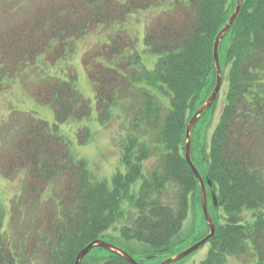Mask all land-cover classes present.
Here are the masks:
<instances>
[{
  "label": "trees",
  "instance_id": "obj_1",
  "mask_svg": "<svg viewBox=\"0 0 264 264\" xmlns=\"http://www.w3.org/2000/svg\"><path fill=\"white\" fill-rule=\"evenodd\" d=\"M12 5L6 7L11 11ZM235 5L236 0H34L0 27V91L23 75L55 120L50 125L24 113L9 144L12 154H0L4 178L26 172L6 222L0 214V264H74L83 247L103 237L137 242L153 261L175 253L189 209L202 206L200 185L185 158V131L215 86L213 44ZM142 11L152 13L142 47L155 57L152 68L141 61L136 36L127 28ZM91 33L105 39L82 55L97 118L106 124L119 115L121 126L115 144L123 170L112 174L110 184L95 180L58 132V125L91 113L73 68L64 77L44 66L71 57L76 40ZM218 56L223 103L206 152L192 162L205 183L215 227L198 264H248L246 257L264 264V0L242 1ZM157 93L169 97L168 106ZM77 138L89 140L86 125ZM205 226L201 237L209 233L206 220ZM107 250L102 264H132Z\"/></svg>",
  "mask_w": 264,
  "mask_h": 264
},
{
  "label": "rangeland",
  "instance_id": "obj_2",
  "mask_svg": "<svg viewBox=\"0 0 264 264\" xmlns=\"http://www.w3.org/2000/svg\"><path fill=\"white\" fill-rule=\"evenodd\" d=\"M33 2L34 0H0V27L9 25L14 19L22 16L23 13L29 10ZM10 4H13L11 11L8 7H6V5ZM151 15V12H139L132 20H130V24L127 27L128 30L136 36V48L140 51L141 61L147 68H152L155 59L154 56L145 53L142 49L144 25L147 22L146 20L150 18ZM104 34L106 35V32ZM103 35L101 33H91L84 38L77 39L76 48L71 57H62L63 59L58 60L55 64L45 63L44 66L45 70L49 74L61 75L64 77L66 75V70H72L73 68L76 74V88L84 98L90 101L91 113L85 119H70L68 122L58 125V132L69 139L71 153L75 157L85 160L94 179L107 180L110 184L112 174L119 168L123 170L119 162V149L115 144L116 141H119V136L116 135V133L119 132V128L121 127L119 126V115L113 116V118L106 124L99 122L96 114L93 86L87 78L85 68L82 64V55L84 50L94 49L99 43L105 41ZM107 35L110 36L111 33L107 32ZM23 79V75L18 76V78H15L11 82L7 83L0 91V154L3 153L4 150V153L7 152V154H12L9 144L13 141L18 129L21 126L22 120L24 119V113H31L35 117L47 121L50 125H53L55 121L51 106L48 104L38 103L29 92L30 83L27 84V82L23 81ZM222 84L223 83H221L220 90L215 98L216 101L213 108L207 110L199 120L197 118L195 124L191 128L189 138V155L190 159H192L191 162L195 161L194 158H197L201 151L206 152L208 147L211 132L218 120L220 108L223 103L225 84ZM157 94L159 95L163 105L168 106L169 97L161 93ZM116 112L119 114V110ZM82 125H86L90 131V138L85 143H80L77 138L78 128ZM25 178L26 172L24 169L19 170L9 179L4 178L0 174V214L4 213V222L8 219L12 200L20 193ZM208 199L209 197L206 196L207 203ZM205 228L206 226L202 206L201 209H199L196 204L194 208L191 207L189 209V214L183 224L180 236L181 238H184V240L174 250L175 253H173L170 257L177 255L201 240L204 237L201 236L205 233ZM108 233L116 236V232L113 230L108 231ZM103 240L126 250L133 258L141 261L143 264H158L159 262L167 259L159 258L156 261L145 259L139 250L140 248L137 242L124 243L120 241L118 244L117 240L110 239L108 237H103ZM207 250L208 244L206 241L180 261L170 264H198L206 255ZM106 256H108V250L106 248L93 246L85 256L82 264H102ZM244 260H247L248 264H254V260L252 258L246 257Z\"/></svg>",
  "mask_w": 264,
  "mask_h": 264
},
{
  "label": "water",
  "instance_id": "obj_3",
  "mask_svg": "<svg viewBox=\"0 0 264 264\" xmlns=\"http://www.w3.org/2000/svg\"><path fill=\"white\" fill-rule=\"evenodd\" d=\"M243 0H237L236 1V5H235V9L233 11V13L231 14V16L229 17L227 23L223 26V28L221 29V31L218 33V35L216 36L215 40H214V44H213V59H214V64H215V70H216V85L214 87V90L212 91L211 95L209 96V98L206 100V102L204 104H202L195 112V114L193 115V117L190 119L187 127H186V144H185V158L188 162V164L190 165L199 185H200V190H201V203H202V210H203V214L205 217V220L207 222V225L209 227V233L208 235L204 236L201 240H199L198 242H196L195 244H193L192 246H190L189 248L185 249L184 251L178 253L177 255L173 256V257H169L167 259H165L164 261H162L160 264H170L176 261L181 260L182 258H184L185 256H187L188 254H190L191 252H193L195 249H197L200 245H202L204 242H206L208 240V238L214 233V225L211 221V218L209 216V212L207 209V201H206V192H205V183L203 181V179L201 178L199 172L197 171V169L195 168V166L193 165V163L191 162L190 159V155H189V138H190V131L191 128L193 127V125L195 124L197 118L199 117V115L206 110L215 100L220 87H221V83H222V78H221V70H220V65H219V60H218V46L219 43L221 41V39L223 38V36L226 34V32L229 30L230 26L232 25V23L234 22L239 9L241 7V3ZM93 246H100L109 250H113L119 254H121L124 258H126L130 263L132 264H138V262L131 256L129 255L125 250L119 248L118 246H115L109 242H106L102 239H96L91 241L88 245H86L85 247H83L77 254L75 260H74V264H79L81 259L91 250V248Z\"/></svg>",
  "mask_w": 264,
  "mask_h": 264
}]
</instances>
